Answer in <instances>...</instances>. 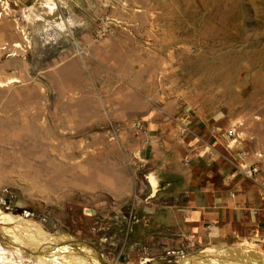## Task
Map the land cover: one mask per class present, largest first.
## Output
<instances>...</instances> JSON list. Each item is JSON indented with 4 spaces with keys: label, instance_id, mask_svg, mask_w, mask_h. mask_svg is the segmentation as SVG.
<instances>
[{
    "label": "rangeland",
    "instance_id": "1",
    "mask_svg": "<svg viewBox=\"0 0 264 264\" xmlns=\"http://www.w3.org/2000/svg\"><path fill=\"white\" fill-rule=\"evenodd\" d=\"M72 57L85 78L57 84ZM0 84V210L22 236L12 218L108 264H264V0H0Z\"/></svg>",
    "mask_w": 264,
    "mask_h": 264
},
{
    "label": "bare ground",
    "instance_id": "2",
    "mask_svg": "<svg viewBox=\"0 0 264 264\" xmlns=\"http://www.w3.org/2000/svg\"><path fill=\"white\" fill-rule=\"evenodd\" d=\"M53 8L54 7H51V9ZM16 47H21V45L17 44ZM4 49L7 50V48ZM16 81L17 80H11L9 83H14ZM0 86H2V84H0ZM37 149L35 145L31 148L29 146L23 148L21 153L34 157L38 153ZM38 156L39 154L37 157ZM151 182L154 191H157L158 182L154 176L151 177ZM48 184L54 190L57 189L53 183L48 182ZM9 216H11V214ZM9 216L5 215L0 210V239H2L0 245V261L13 264L14 259L18 257L22 260L27 259V261L32 264H35V261L37 264H105V262L108 264L107 260L102 258L101 255L95 252L90 246L78 243L74 244L73 242L76 243L77 241H73L69 236L53 237L46 233L40 225L12 218L16 226L23 227L24 233L22 236L17 228L11 225V221L9 222L7 218ZM26 236L39 238L37 243H29L31 245L30 249L25 246L26 241L25 243L22 241V239L25 240ZM239 250L233 249V252L236 253L232 254L228 252L229 250H208L204 252L203 255L185 257L182 264H251L252 259H249L250 254L248 249ZM26 254L29 255V257H27ZM223 259L228 263L221 262Z\"/></svg>",
    "mask_w": 264,
    "mask_h": 264
},
{
    "label": "crops",
    "instance_id": "3",
    "mask_svg": "<svg viewBox=\"0 0 264 264\" xmlns=\"http://www.w3.org/2000/svg\"><path fill=\"white\" fill-rule=\"evenodd\" d=\"M93 55H94L93 59L95 60L97 59V62L99 58H102V55H99L96 47ZM89 65H91L90 61L89 62H87V60L84 61V59L81 57L68 58L65 61V65L60 69L59 73L56 74L57 84L59 82L60 84L62 83L68 84L70 81H76L81 83L86 76L85 69H87L86 67H90ZM93 70L97 75L100 73L99 69L96 67ZM197 168L198 166H195L186 173L187 180H190L192 178Z\"/></svg>",
    "mask_w": 264,
    "mask_h": 264
},
{
    "label": "built area",
    "instance_id": "4",
    "mask_svg": "<svg viewBox=\"0 0 264 264\" xmlns=\"http://www.w3.org/2000/svg\"><path fill=\"white\" fill-rule=\"evenodd\" d=\"M234 136H235V134L232 132L231 135H230V137H234Z\"/></svg>",
    "mask_w": 264,
    "mask_h": 264
}]
</instances>
